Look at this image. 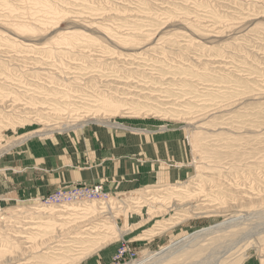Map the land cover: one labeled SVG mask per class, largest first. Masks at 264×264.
<instances>
[{"label":"rangeland","instance_id":"rangeland-1","mask_svg":"<svg viewBox=\"0 0 264 264\" xmlns=\"http://www.w3.org/2000/svg\"><path fill=\"white\" fill-rule=\"evenodd\" d=\"M34 28L46 31L40 34L47 39L25 41L37 34L21 31ZM0 75L3 212L44 208L43 195L27 194L32 187L44 186L59 172L87 171L102 161L97 170L110 188L114 201L109 204H119L120 193L142 203L145 196L132 194L159 188L162 179L190 193L191 187L201 190L202 197L180 213L190 214L187 208L199 199L214 212L137 241L179 211L158 217L147 212L158 206L145 201L141 209L130 206L125 217L116 219L124 231L121 238L80 264H112L123 241H133L137 256L121 264L148 255L154 258L143 264H264V0H0ZM52 108L59 109L61 119L50 114ZM40 114L45 124L36 121ZM104 121L124 126L96 124ZM62 122L84 125L63 131ZM90 129L114 132L118 141L108 149L98 145L96 135L91 141L65 140ZM33 131L49 134L7 146ZM55 140L46 156L29 145ZM231 218L236 221L230 228L201 236ZM194 233L201 234L190 246L159 260L176 251L162 252L166 245ZM54 245L42 247L60 249ZM6 247H12L8 240ZM31 254L27 259L50 258Z\"/></svg>","mask_w":264,"mask_h":264},{"label":"bare ground","instance_id":"bare-ground-1","mask_svg":"<svg viewBox=\"0 0 264 264\" xmlns=\"http://www.w3.org/2000/svg\"><path fill=\"white\" fill-rule=\"evenodd\" d=\"M38 29L21 31V32H26V34H30L33 31L34 33H32V34H37L36 36H34V35L27 36L28 39H25V41H29V42H32L34 40H39V41L44 40L45 41L46 37L44 36L45 37L44 38L43 35H41L40 33H42V34L46 33V31L38 30ZM80 30H82V29L80 28ZM28 32H30V33H28ZM132 40H133V38H132ZM22 45H24V44L22 43ZM38 45H40V44H38ZM51 46H53V45H51ZM25 47L28 48L27 50H33L30 48H34V46H32V45H25ZM10 48H12V47L10 46ZM40 50H47V49L45 47H41ZM21 57H23V56H21ZM40 60H42V59H40ZM42 62H43V60H42ZM69 63H71V62H69ZM33 65L37 66L38 64L37 65L33 64ZM30 70H31V68H30ZM0 76H2V75H0ZM75 78L76 77L74 76V79ZM66 80H68V79H66ZM15 92H18V91H15ZM108 93H109V91H108ZM123 97H120V99ZM62 98H64V96H62ZM17 100L18 99H15V98L13 99L12 108L14 106H16ZM96 102H98V101H96ZM98 103H100V102H98ZM98 103H96V104H98ZM109 103H111V102H109ZM38 105H40V104L38 103ZM41 106L45 107V105H43V104H41L40 107ZM53 108L50 109V114L55 116L57 119L58 118L61 119L60 117L62 114L60 115L58 113L59 109L56 110L57 108L56 109H53ZM40 109H42V107ZM117 109H119V108H117ZM64 110L66 111V109H64ZM72 112H73V110H72ZM86 112H87V114L89 113L87 110H86ZM108 112H110V111H108ZM95 113H97V112H95ZM102 113H103V111H102ZM66 115H68V118H70L71 112L70 113L66 112ZM73 115H75V116L79 115V112H75ZM85 116H86V113H85ZM95 117H97V115H95ZM36 119H37L36 120L37 122H41V123L45 124V121L42 119L41 114ZM62 120H66V119H62ZM78 121H80V119H78ZM94 122H95V118H94ZM96 124H101L102 127H107V128L108 127L111 128L112 126L114 128H123V126H124L121 123H112L111 124L108 121H104V122H100V123L96 122ZM79 125H80V127H82V125H84V124H79ZM9 126H11V125H9ZM59 126L64 129L63 131L69 130L68 126L71 128V130H73V129H76V130L79 129L80 130L81 129L80 127H76L72 123H68V122H66V123L62 122L59 124ZM73 126H75V127L73 128ZM9 128H11V127H9ZM131 130H135V129H131ZM76 133H78V132H76ZM38 134H40V135L42 134V136H44V135H48L49 132L44 134V133H41V131H33L31 133L19 136L18 138L14 139L11 142H8L7 146L8 147L19 146L22 143H25V141L27 139H29L30 137H33V136L38 135ZM1 147L4 148V146H1ZM8 150H9V148H8ZM159 185H161V187L153 189V190H148V191H145L142 193H138V194L134 193L132 195H138V196L143 195V196H145V198H143V202L145 201V203H148L150 205L158 206L156 208L157 211H155V212L152 211L151 209H147L148 210L147 212L150 211V213H148V214H151V216L160 214L158 217H163L171 211H179V212H176V213L174 212L175 214H173V215H175V216L169 218V221L166 220V222H162V220H161V222H158L157 225L155 226V228L152 229V231H146L143 235H141L142 237H140L137 241H142V240L147 241V240H149L155 236L161 235V234L169 231L170 229H173L175 226H178V225L192 219L193 215H204L207 213L214 212V210H210V209L207 211L205 210L206 208H211L210 205L204 204L206 199L205 200L199 199L198 202H200V203L198 205H195V206L193 205V206H190L189 208H187L188 210H190L189 211L190 214H188V212H181L180 213L181 209L186 204H191L192 200H195V202H196L197 201L196 199L202 197V196H199L201 194V190H197L196 188L191 187V188H188V189H193V191L190 193L186 189L182 188V184L174 185L172 182L159 184ZM196 186H198V185H196ZM241 191H243V190H241ZM130 195H131L130 193H120L119 195H116V198H121V199H118L117 203H119V204H114V203L109 204V202L111 200H113V199H111L107 203H98V204H101L102 206H96L95 205L96 202H84V203H80V204H69V205L58 206L56 208H54L53 206L42 205L44 208H42V207L40 208V207L35 206V207H29V208H17L16 210H12V211L10 210V211H4V212H3V208H1L0 214L2 213L3 215H8V216H4V217L0 218V238L4 240V241L2 240L3 242L0 244V264H80L82 261H84L85 259H88V257L93 255L95 252L106 247L110 242L116 241L119 238H121L124 231L123 230L121 231L116 226V219L125 217V215L128 213V208L130 206H132L131 208H133V209H141L142 208L141 204H143V202L140 203L142 198H141V200L138 199V201L136 200L137 197L133 198L134 201L129 200L127 197ZM204 198H205V196H204ZM247 198L251 201V197H247ZM173 202H177V204H175ZM207 202H210V201L207 200L206 203ZM39 203H40V201H39ZM106 204H109V205L104 206ZM233 206H235V205H233ZM230 207H232V206H230ZM195 209H199V210L193 211ZM133 213L139 214L136 211H134ZM170 221H173V222H170ZM235 221H236V218L235 219L231 218V219H228L227 221H225L223 223H220L218 225H215L214 227H211L210 229L207 228L206 230H204V232L203 231L201 232V233H203L201 236H203L204 233L206 234V233L210 232V233L214 234L215 232L218 233L219 231L230 228L235 223ZM101 233H103L105 236L102 235ZM201 233H194V234H191L187 237H184L178 241L170 242V244L166 245L161 251L162 252L168 251V250H176V251H173V252L170 251V253L167 252V254L162 256L159 260H163L164 258H168V257H173L175 254L182 251L184 247H187L188 243L194 242L193 237L198 236V234L200 235ZM206 235H208V234H206ZM64 238H67V239L69 238V240H64ZM6 240H8L9 242L12 243L11 249H7ZM72 240H75V241H72ZM49 242L55 243L54 246L60 247V249H55L51 252L45 250L42 246L45 243H49ZM8 245L9 244H7V246ZM63 249H66V250H63ZM38 252H40L42 255H45V256L48 255L50 258L43 257L39 261H34V260H36V258L34 260L27 259L29 254H31V253L32 254H34V253L38 254ZM49 253H51L52 255H59V256H57V257L50 256ZM161 253H158V254L160 255ZM35 256H37V255H35ZM39 256H41V255L39 254ZM148 258L151 259V258H154V256L148 255V256H146V258H143L142 260H140L138 262H134L133 264H143L147 261Z\"/></svg>","mask_w":264,"mask_h":264},{"label":"crops","instance_id":"crops-1","mask_svg":"<svg viewBox=\"0 0 264 264\" xmlns=\"http://www.w3.org/2000/svg\"><path fill=\"white\" fill-rule=\"evenodd\" d=\"M95 133V134H94ZM83 135H75L73 136V134L69 135V137H65V140H71V139H84L85 141H91L94 139L95 135L97 138H99V143L98 145L101 147V148H113L114 145L117 143V139L115 138L116 137V134L113 132V136L112 135H109L107 133V131H100L99 129V132H97L96 130H93V129H90V132L89 131H85L84 133H82ZM63 136V135H61ZM58 137V143H61V138L60 136H57ZM56 137V138H57ZM88 138V139H87ZM120 140V139H119ZM54 142L57 143V141H52V143L50 144H46V145H41L40 144H29L31 147L33 146V151L35 152V154L41 156H46L48 153H50V150L47 149V145H49L50 147L54 145ZM30 146H28V149H32L30 148ZM52 148V147H51ZM114 153V151H113ZM67 159V157H66ZM55 160H59V158H56ZM103 165V162L101 161L100 163H98L97 165H94V166H91L89 168H87L88 170L86 171L85 168H77L76 170H66L65 172H59L57 175H53V177L51 179H48L47 183L44 184V186L42 185H39V187H37V189L34 187H32L33 189L29 190V192L27 193L28 195H32V196H41L43 195V197H45L46 195H48L50 192L54 191L57 187H62L61 185L65 184V185H68V184H71V183H74V184H89V185H94V184H100L102 185L103 189L110 193V188L105 184V181L103 180L102 177H99V174H100V171L97 170V167H100ZM76 168V167H75ZM106 169H108V167H106ZM114 174V173H113ZM111 176V175H110ZM180 181V180H178ZM178 181H175V182H178ZM155 182V181H154ZM158 182H174V181H163L162 179H159ZM157 182V183H158ZM156 183V182H155ZM111 194V193H110ZM112 195V194H111ZM132 242V246H133V241H130ZM120 246V244L116 247L113 255H112V259H113V256L114 254L116 253L117 251V248Z\"/></svg>","mask_w":264,"mask_h":264},{"label":"built area","instance_id":"built-area-1","mask_svg":"<svg viewBox=\"0 0 264 264\" xmlns=\"http://www.w3.org/2000/svg\"><path fill=\"white\" fill-rule=\"evenodd\" d=\"M112 195L106 192L102 185L73 184L58 187L40 200L45 206H63L69 204H80L84 202L107 203ZM0 200V209L3 208ZM136 252L132 242L123 241L113 256L112 264H121L136 259Z\"/></svg>","mask_w":264,"mask_h":264}]
</instances>
